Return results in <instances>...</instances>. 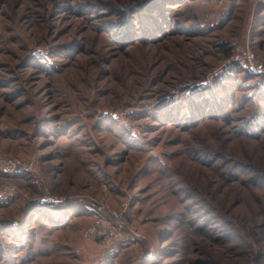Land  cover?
I'll use <instances>...</instances> for the list:
<instances>
[{
    "label": "rangeland",
    "instance_id": "1",
    "mask_svg": "<svg viewBox=\"0 0 264 264\" xmlns=\"http://www.w3.org/2000/svg\"><path fill=\"white\" fill-rule=\"evenodd\" d=\"M0 158V264H264V0H0Z\"/></svg>",
    "mask_w": 264,
    "mask_h": 264
},
{
    "label": "built area",
    "instance_id": "2",
    "mask_svg": "<svg viewBox=\"0 0 264 264\" xmlns=\"http://www.w3.org/2000/svg\"><path fill=\"white\" fill-rule=\"evenodd\" d=\"M24 164L16 159L0 158V170L7 175H16L20 173ZM16 187L11 184H4L0 187V197L4 198L14 194ZM129 209L123 205L120 211L111 212V220L95 221L88 226L83 233L85 240H100L103 244H114L122 238V233L127 225Z\"/></svg>",
    "mask_w": 264,
    "mask_h": 264
},
{
    "label": "trees",
    "instance_id": "3",
    "mask_svg": "<svg viewBox=\"0 0 264 264\" xmlns=\"http://www.w3.org/2000/svg\"><path fill=\"white\" fill-rule=\"evenodd\" d=\"M145 1H146V0H145ZM142 7H146V4H143ZM223 49H224L223 51L228 52V54L230 53V50H227L226 48H223ZM205 105H207V104H205ZM194 108H195V106H193L192 109L194 110ZM189 116H190V115H189ZM189 118H190V119H193L192 116H190ZM50 206L53 207L52 205H50ZM50 206H47V207L49 208ZM53 218L56 219V220L63 219V217H62V216H59V215L54 216Z\"/></svg>",
    "mask_w": 264,
    "mask_h": 264
}]
</instances>
